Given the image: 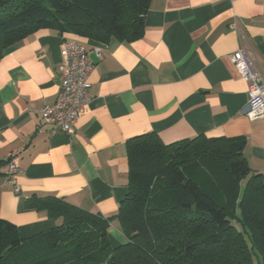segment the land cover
<instances>
[{"label":"crops","instance_id":"crops-1","mask_svg":"<svg viewBox=\"0 0 264 264\" xmlns=\"http://www.w3.org/2000/svg\"><path fill=\"white\" fill-rule=\"evenodd\" d=\"M66 40L85 44L95 65L93 97L73 135L39 125L60 90ZM240 47L264 67V0H151L144 35L131 42L49 28L24 38L0 59V159L18 154L23 168L19 193L1 168L0 218L22 238L56 226L26 207L32 195L115 214L128 192L127 142L148 132L165 143L243 138L251 169L264 175V118L245 114L249 84L231 60ZM108 237L112 247L128 242L117 219Z\"/></svg>","mask_w":264,"mask_h":264},{"label":"trees","instance_id":"trees-1","mask_svg":"<svg viewBox=\"0 0 264 264\" xmlns=\"http://www.w3.org/2000/svg\"><path fill=\"white\" fill-rule=\"evenodd\" d=\"M150 1L0 0V59L44 28L137 40ZM245 144L204 134L172 143L155 132L135 136L127 142L128 192L115 214L32 195L28 209L60 222L22 238L0 218V264H264V175L251 169ZM115 219L128 242L112 247Z\"/></svg>","mask_w":264,"mask_h":264},{"label":"built area","instance_id":"built-area-1","mask_svg":"<svg viewBox=\"0 0 264 264\" xmlns=\"http://www.w3.org/2000/svg\"><path fill=\"white\" fill-rule=\"evenodd\" d=\"M95 51L102 59L100 48L96 47ZM231 60L249 84L245 114L251 120L264 118V67L256 66L257 60L244 47L232 53ZM94 67L85 44L73 40L64 42V61L58 67L60 90L54 103L41 107L40 127H48L53 133H75V123L93 97L89 78ZM3 169L8 181L14 185V191L21 192L17 177L23 168L18 154L10 155Z\"/></svg>","mask_w":264,"mask_h":264}]
</instances>
